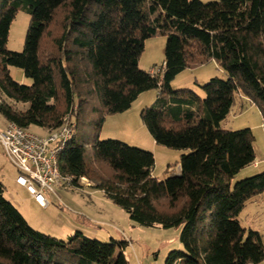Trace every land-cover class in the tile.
<instances>
[{"label":"trees","instance_id":"trees-1","mask_svg":"<svg viewBox=\"0 0 264 264\" xmlns=\"http://www.w3.org/2000/svg\"><path fill=\"white\" fill-rule=\"evenodd\" d=\"M19 10L29 23L23 50L12 52L6 43ZM157 35L165 37L164 59L152 75L138 62L144 42ZM210 61L226 78L203 84L202 98L171 88L183 70ZM9 67L31 84L14 82ZM152 89L157 95L140 112L143 125L155 144L187 151L172 165L180 174L164 180L152 174L151 152L98 139L105 116L128 110ZM237 99L259 109L264 130V0H0V114L31 132L56 130L66 115L74 129L94 118L90 163L71 137L59 170L74 185L86 178L140 226L181 227L182 249L165 264L264 260L261 235L238 221L245 203L264 193V172L231 183L254 163V137L248 128L220 127ZM126 244L40 233L0 185V264H127Z\"/></svg>","mask_w":264,"mask_h":264},{"label":"rangeland","instance_id":"rangeland-1","mask_svg":"<svg viewBox=\"0 0 264 264\" xmlns=\"http://www.w3.org/2000/svg\"><path fill=\"white\" fill-rule=\"evenodd\" d=\"M200 1L205 3L216 0ZM28 23V14L19 10L9 28L7 50L12 52L23 50ZM164 46V36L157 35L147 39L139 57V68L145 72L152 69L159 70L164 59ZM9 72L14 82L31 84V80L24 77L22 70L9 67ZM213 77L226 78L223 71L210 61L200 67L183 70L176 75L171 88L173 90L190 89L202 98L203 93L200 87ZM156 95L157 91L154 89L145 91L138 95L128 110L105 116L98 139L118 140L129 146L151 152L155 161L152 174L154 177L161 178L167 163L174 165L179 156L187 151L172 150L155 144L143 125L140 112L154 103ZM93 121L94 118H91L89 122L80 124L74 129L72 135L77 143L83 145L87 164L90 163L92 154L90 141L93 134ZM5 123L6 120L0 114V130L4 128ZM220 127L231 131L248 128L254 137L255 162L236 174L231 183L234 184L246 177L264 172V130L259 109L248 100L237 99L227 118L220 123ZM101 169L107 172L106 168L101 167ZM16 175L17 170L0 146V185L3 187V196L19 210L29 226L40 233L64 242L77 232L102 243H109L112 240L126 241L128 244L121 252L127 264H165L171 251L182 249L179 241L181 227L164 229L159 226H140L128 219L121 208L105 198L103 193L95 187L82 185L56 189L55 194L45 195L50 205L41 208L24 189L15 185ZM238 221L246 230L258 232L264 246V193L252 197L245 203L239 213ZM118 252L117 249L116 253ZM260 264H264V260Z\"/></svg>","mask_w":264,"mask_h":264},{"label":"built area","instance_id":"built-area-1","mask_svg":"<svg viewBox=\"0 0 264 264\" xmlns=\"http://www.w3.org/2000/svg\"><path fill=\"white\" fill-rule=\"evenodd\" d=\"M161 72L162 67L150 70L152 75ZM74 126L75 123L66 115L61 126L51 132L34 133L9 122L0 130V146L17 170L15 183L41 208L50 205L45 195L55 194L56 189L75 187L76 184V187L92 186L84 177L74 185L72 177L59 170L58 155L72 137Z\"/></svg>","mask_w":264,"mask_h":264},{"label":"crops","instance_id":"crops-1","mask_svg":"<svg viewBox=\"0 0 264 264\" xmlns=\"http://www.w3.org/2000/svg\"><path fill=\"white\" fill-rule=\"evenodd\" d=\"M148 73H150V71L148 72ZM5 125H6V123H5ZM5 127V126H4ZM34 133H39V134H42V133H44L43 131H33ZM155 150V149H154ZM155 152V151H154ZM168 162V161H167ZM178 161H176V163H177ZM255 162V161H254ZM257 163V162H256ZM169 162L167 163V165H166V167H165V171L163 172V174L161 175V178H158V177H155V178H157L158 180H164V179H166V178H168V177H172V176H177V175H179L180 174V166H179V164H177V165H175V166H172V167H169ZM258 166V165H257ZM153 176H154V174H153ZM15 185L18 187V188H21V187H19L16 183H15ZM21 189H23V188H21ZM27 193V192H26ZM28 194V193H27ZM29 195V194H28ZM30 196V195H29ZM30 198L32 199V197L30 196ZM33 200V199H32ZM34 201V200H33ZM35 202V201H34ZM36 203V202H35Z\"/></svg>","mask_w":264,"mask_h":264},{"label":"water","instance_id":"water-1","mask_svg":"<svg viewBox=\"0 0 264 264\" xmlns=\"http://www.w3.org/2000/svg\"><path fill=\"white\" fill-rule=\"evenodd\" d=\"M178 176V175H177Z\"/></svg>","mask_w":264,"mask_h":264}]
</instances>
